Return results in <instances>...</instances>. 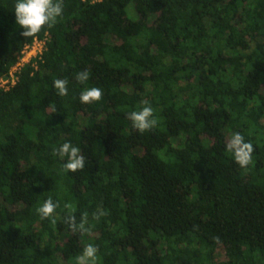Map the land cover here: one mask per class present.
Wrapping results in <instances>:
<instances>
[{"label":"trees","instance_id":"trees-1","mask_svg":"<svg viewBox=\"0 0 264 264\" xmlns=\"http://www.w3.org/2000/svg\"><path fill=\"white\" fill-rule=\"evenodd\" d=\"M16 3L0 0V77L46 43L0 88V264H75L88 244L97 264H264V0H63L30 38ZM145 105L158 123L140 133L128 115ZM65 142L83 170L63 171ZM49 197L54 224L36 211ZM84 213L91 230L70 231Z\"/></svg>","mask_w":264,"mask_h":264},{"label":"clouds","instance_id":"clouds-1","mask_svg":"<svg viewBox=\"0 0 264 264\" xmlns=\"http://www.w3.org/2000/svg\"><path fill=\"white\" fill-rule=\"evenodd\" d=\"M15 22L21 31V36L24 38L35 37L40 33L45 26L53 25L57 18L63 13V0H17L14 8ZM76 80L84 83L88 80V72L81 71L76 75ZM68 80L55 79L53 86L59 96L68 95ZM103 92L98 87L87 88L80 94V101L84 104H90L101 100ZM55 113V109H52ZM132 127L140 133H145L153 129L158 121L154 118V112L151 106L145 105L141 110L132 111L128 115ZM226 150L233 155L235 162L241 167L246 168L251 163L252 153L254 151L253 145L246 142L243 135L239 132L231 134L226 142ZM53 155L65 160L63 164L64 172L75 173L83 170L85 167V157L81 154L78 147L73 146L70 142H65L53 152ZM58 204L54 203L49 197L44 203L39 206L36 211L41 219L52 218V223L56 222L54 213ZM107 212L97 209L92 213V220L99 221L101 216L106 215ZM65 223L68 224L72 232H87L90 227L88 213H84L79 224L76 222L74 215L65 217ZM98 247L88 244L84 247L82 253L75 258V264H97L98 262Z\"/></svg>","mask_w":264,"mask_h":264},{"label":"built area","instance_id":"built-area-1","mask_svg":"<svg viewBox=\"0 0 264 264\" xmlns=\"http://www.w3.org/2000/svg\"><path fill=\"white\" fill-rule=\"evenodd\" d=\"M45 43V40H35L32 44L25 46L20 60L11 68L9 76L6 78L0 77L1 89L7 90L17 82L21 68L42 54Z\"/></svg>","mask_w":264,"mask_h":264}]
</instances>
